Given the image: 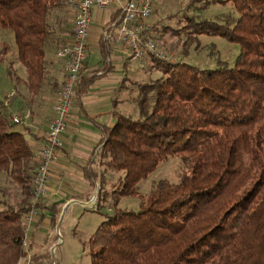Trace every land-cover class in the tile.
<instances>
[{"label": "trees", "instance_id": "obj_1", "mask_svg": "<svg viewBox=\"0 0 264 264\" xmlns=\"http://www.w3.org/2000/svg\"><path fill=\"white\" fill-rule=\"evenodd\" d=\"M199 1L203 9L229 4L235 15L183 13L187 40L218 36L238 52L231 65L217 59L213 67L149 54L159 74L137 86L138 115L114 109L111 125L100 127L98 164L121 176L87 240L89 264H264V0ZM64 3L0 0V29L13 39V49L0 39V63L11 54L23 66L24 78L11 65L5 72L31 96L48 80L46 50L60 45ZM167 156L183 165L178 180H156L135 210L117 207ZM34 166L24 126L0 100V264L24 255L21 216ZM101 198L96 190L94 203ZM50 212L53 226L59 209Z\"/></svg>", "mask_w": 264, "mask_h": 264}, {"label": "crops", "instance_id": "obj_2", "mask_svg": "<svg viewBox=\"0 0 264 264\" xmlns=\"http://www.w3.org/2000/svg\"><path fill=\"white\" fill-rule=\"evenodd\" d=\"M64 6L66 27L62 30L64 32L57 33L58 44L67 41L71 33L72 14L66 3ZM117 12L115 2L104 11L94 7L90 9L86 38L87 56L78 75L77 93L67 117L66 128L61 135L58 158L50 167L48 187L42 199L41 210L42 213L47 212V216L43 213L32 226L23 255L25 262L29 257H36L35 262L38 261L37 258L46 254L47 247L55 241L54 230L50 231L47 225L52 206L60 211L73 203L82 205V202L84 204L94 197V177H98L96 152L100 147V127L111 125V112L114 109L119 110L120 102L116 100L121 93L118 86L122 79L132 78L140 70L127 60L125 51L113 37L107 40L101 37L102 29L114 20ZM57 15L60 17L61 12ZM89 48L96 49L99 54V59L92 67L87 65ZM56 50L57 48L46 50L48 80L36 95L31 96L24 85L14 83L6 72L8 81L2 80L0 85V100L10 115L16 117L24 126L25 137L33 154L42 143L52 115L51 107L58 95L63 76L62 61L56 56ZM10 57L4 65H11L14 73L24 78L23 66L13 56Z\"/></svg>", "mask_w": 264, "mask_h": 264}, {"label": "rangeland", "instance_id": "obj_3", "mask_svg": "<svg viewBox=\"0 0 264 264\" xmlns=\"http://www.w3.org/2000/svg\"><path fill=\"white\" fill-rule=\"evenodd\" d=\"M202 4L199 0H153L152 11L146 21L149 32L148 38L166 54L168 60H183L199 67H213L216 60L220 59L231 65L238 52V46L235 43L228 42L218 36L208 35L192 36L193 40H187V38L191 37L189 36L190 34L182 32L183 13H196L205 18L222 17L226 14L235 15L233 8L229 4H209L205 9L202 8ZM167 27L168 29H166ZM4 31L0 29V39L7 41L13 49L11 44L13 41L12 34ZM8 57L10 56L7 55L5 59ZM150 58L151 56L146 55L144 66L137 67L140 70L136 71L137 73L132 78H124L122 80L124 82L119 86L121 91L119 99H117L120 102L119 111L125 115L132 117L138 115L136 106L137 86L154 79L159 74L154 66L151 65ZM98 59L97 50L89 48L87 65L92 67ZM5 68L6 66L0 63V85L2 80L8 81L5 77ZM1 94L2 89L0 87V96ZM97 170L98 174L104 173L100 178V183L98 182V177H94L95 189L93 196H95L97 190L98 195L102 197L98 205L94 203L93 197L84 204L82 202V205L73 203L64 210L61 208L56 215L53 226L50 225L48 217L47 225L51 229L50 231L53 232L54 230L55 241L53 240V243L47 247L46 254L37 258L36 264H48L50 261L49 250L56 243V230L59 232L61 239L54 247L52 255L54 264H89L87 240L95 227L104 220V214L108 213L109 209L107 207L112 196L111 192L116 188L118 177L121 176L120 171L104 169L101 165H98ZM183 171V165L178 157L167 156L157 163L153 171L134 186L136 195L121 196L117 207L135 210L139 195L145 196L156 180L165 179L168 182H176ZM3 180V177H0V187L5 185ZM95 208L99 212H95ZM40 212L42 213V210L38 208V214L30 225L29 233L33 224H36V221L39 220ZM43 213H46L45 216H47V212ZM25 263V259L21 257V260L17 261L16 264Z\"/></svg>", "mask_w": 264, "mask_h": 264}, {"label": "built area", "instance_id": "obj_4", "mask_svg": "<svg viewBox=\"0 0 264 264\" xmlns=\"http://www.w3.org/2000/svg\"><path fill=\"white\" fill-rule=\"evenodd\" d=\"M153 0H65L72 14L71 33L66 42H62L56 50V56L62 61L63 76L58 95L51 107V118L44 133L40 147L34 152L35 166L30 188V205L21 216V247L28 246L30 225L38 214V208L47 191L51 165L58 158L61 146V135L66 128L67 117L76 97V85L79 70L86 59V38L92 7L104 11L111 3L117 5V15L101 31V37H113L125 51L128 61L137 67H143L146 55L158 59H167L150 38L146 23L152 11ZM16 121V117H13ZM92 203V202H91ZM90 203V204H91ZM56 243L49 250L51 257L48 264H54V247L61 236L56 230ZM21 260V258L19 259ZM18 260V261H19ZM25 264H28V258Z\"/></svg>", "mask_w": 264, "mask_h": 264}]
</instances>
